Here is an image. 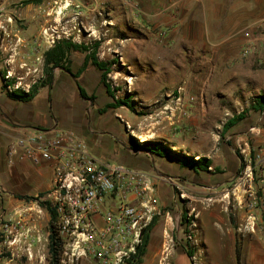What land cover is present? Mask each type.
I'll use <instances>...</instances> for the list:
<instances>
[{"label": "rangeland", "instance_id": "1", "mask_svg": "<svg viewBox=\"0 0 264 264\" xmlns=\"http://www.w3.org/2000/svg\"><path fill=\"white\" fill-rule=\"evenodd\" d=\"M170 3L155 1L151 5L157 12L163 8L161 13H164L176 9V4L168 5ZM149 5L150 2L145 0H0V90L7 92L4 75L11 70L10 83L30 90L34 85L39 86L37 90L48 98L50 113L58 120L59 128L77 129L78 124L73 119L82 113L75 97L65 100L62 96L61 100L52 91L54 85L55 89L59 87L60 75L65 70L54 67L47 73L45 54L64 39L96 48L99 59L108 63L107 82L114 92V97L110 95L113 102L127 98L130 104L116 107L119 109L115 123L121 121L123 124L108 129L110 133H101L97 126L103 122L96 118V114H87L86 121L97 131L95 136L98 138V141H90L91 150L95 156L114 164L155 174L159 181L160 213L151 231L147 252L139 264H242L239 254L245 250L257 247L264 250V144L257 142L264 141V109L252 108L257 97H251V91L249 97H243L242 91H238L237 98L221 96L218 99L191 92L186 99L185 95L178 98L179 91L184 89L175 88L187 86L186 82H168L163 89L151 90L145 77L151 69L156 70L157 75L190 76L197 70V65L188 50L191 45H184L187 49L181 50L183 42L177 41L170 33L174 25L183 20L180 6L174 11V21L165 24L147 18L144 7ZM252 20L234 17L233 24L236 23L237 27L245 23L249 25L254 22ZM260 22L254 31L257 39L240 46V57L254 60L256 74L264 73V18ZM186 24H190L188 19L181 23L182 27ZM150 37L154 39L152 43ZM246 48H251L247 55L244 53ZM87 53L86 50L70 52L74 69L82 65ZM150 57L159 61L163 58V64L160 61L153 67L145 65L144 61ZM203 61L198 59V65L206 64ZM77 72L72 70L73 75ZM59 73V79L55 81ZM50 75L51 81L48 80ZM203 75L207 76L204 72ZM74 77L73 82L78 84V78ZM85 82L94 89L88 97H98V86L103 82L95 83L89 79ZM166 87L171 89L170 95L165 91ZM88 97L86 108L89 101L94 102L93 106L96 103L95 98ZM194 103L199 110H192ZM217 103L221 109L226 107V114L216 112ZM205 108H210L211 112L204 111ZM240 113L243 118L224 130V124ZM128 115L135 117V121H129V124ZM192 117L209 123L193 126ZM198 133L217 141L213 154L224 158V162L210 158L212 166L208 171L181 168L176 154L154 157L147 149L135 152L130 149L132 137L141 144L158 140L188 142L196 141L193 137ZM183 144V147L173 149L197 158L205 156L191 153L192 148ZM247 166L253 174L242 184L238 183ZM250 185L253 196L244 191ZM41 193L29 194V199L21 198L22 194L10 190L0 177V264H50V217L46 210L40 211L37 204L36 199ZM252 201L255 207L249 212L248 203ZM185 213L187 218H184ZM250 213L254 214V220L249 219ZM10 216L20 221L15 229L14 242L7 241L3 233V223ZM249 221H254V228L248 225L252 223ZM78 264L98 263L83 258Z\"/></svg>", "mask_w": 264, "mask_h": 264}, {"label": "crops", "instance_id": "2", "mask_svg": "<svg viewBox=\"0 0 264 264\" xmlns=\"http://www.w3.org/2000/svg\"><path fill=\"white\" fill-rule=\"evenodd\" d=\"M155 1L160 3L173 2V4H176V9L177 6H180L179 11L183 13V16H180L183 17V20L178 24L175 23L176 25L170 30V33H172L173 38L177 41L183 42V44H181L182 46L180 45L183 47L181 50H184V45H191L188 50L191 51L193 62H196L197 70L190 76H184L172 74L170 72V74L167 73L164 75L160 73V75H157L154 72L156 70L151 69L147 76H145L148 78L147 84L151 90L157 87L163 89L164 84L168 82H186V84H188L185 87L184 85L175 86L177 90L184 89L183 91H179L178 98H183L185 95L187 99L188 93L191 92H201L204 98L215 99L221 98V96L237 98V96H239V94H237L238 91H242L243 97H249V91L252 92L250 94L251 97H258L264 94V73L256 74L254 60H244L240 57V46L245 42L257 39L254 35V31L262 24L260 21L264 18V0H145V2H150L149 6L144 7L147 18L152 20L158 19L159 23L166 24L174 21V11L177 10L174 9L171 10V12L167 11L161 13L163 8H160L161 11L157 12L153 5H151V3ZM171 3L168 5H172ZM176 16L178 15L175 14V17ZM234 17H242L245 19L253 18L254 20L252 21L254 22H251L249 25L245 23L243 26L237 27L236 23L233 24ZM185 19H188L190 24H186L182 27L181 23L185 22ZM249 26L253 27L248 28ZM178 30H180V32H178ZM178 34L180 37H178ZM153 41L154 39L150 37L149 42L152 43ZM185 49L187 48L185 47ZM198 59L204 60L203 63L206 64L198 65ZM160 61L161 64H163V58H160ZM160 61L159 59L150 57V59L144 61V64H149V67H153ZM82 65L77 69L72 67L73 72L79 71ZM203 72L206 73L207 76L203 75ZM62 74L63 75H60L59 73L55 80L57 81L60 75L59 80H61V83L59 87L55 89L54 83L52 91L54 90L61 100L63 97L65 100L67 97L68 100H70L71 97H75L82 113L81 116H77V119L75 117V119H73L71 117L72 115L70 116V119H73V122L78 124L77 129L72 127L63 129H72L81 134L90 146V141H98V138L95 136V132L97 131L86 121L88 113L90 115L96 114V118L103 122V125L100 122L97 126V129L102 130L100 131L101 133H110L108 129H112L119 123L123 124L121 121L115 123V120H117L116 115L118 114L117 110L119 108L112 107L102 112L105 105L113 102L105 85L101 83L98 86L99 91L97 94L99 96L95 97L96 103L94 106V102L89 101V105L86 108V97L80 95L78 84L73 82V78L75 79L73 73L63 71ZM101 77L102 70L99 68L97 69L92 62H89L86 68L79 74L77 80L82 86L84 85L83 87L87 94L90 95L94 89L88 87V83L85 82L86 79L99 83ZM165 89L167 94L170 95L171 89L167 87ZM7 93L8 92L0 90V177L5 182V185H7L10 190L14 191V193L22 194L23 196L29 194L36 195L47 191L52 185L53 169L51 163L44 161L42 164L36 165L29 160H17L11 165L6 159V145L11 137L22 133L26 128L31 126L59 128L58 120L52 117L49 110V100L40 95V90L37 91L35 96L29 101L14 99ZM177 103L179 102L177 101ZM218 104L219 103L215 104L218 106V111L216 112L226 114V107L221 109V105ZM191 108L192 110H199L195 103L191 105ZM206 109L208 113L209 111L211 112L210 108H205L204 111H206ZM68 118L69 117H66V119ZM129 121L134 122L135 117L128 115V122ZM191 122L193 126L196 127L206 126V124L209 123L207 121L205 123L198 119H194V117H192ZM111 124L112 126H110ZM193 138L197 140L195 141L193 139V141L188 142H164L172 148L180 145L183 147V143H185L189 148H192L191 153L193 154H203L209 158H217L221 162H224V158L223 160L219 158V154H213L214 146L217 141H213L211 138L200 133H198L197 137ZM257 142L264 144V141ZM130 149L134 152L137 150L133 149L131 146ZM153 155L154 157L159 156L156 154ZM157 182L159 183L158 179ZM239 259L242 260V264H264V250L262 247L249 248L242 254H239Z\"/></svg>", "mask_w": 264, "mask_h": 264}, {"label": "built area", "instance_id": "3", "mask_svg": "<svg viewBox=\"0 0 264 264\" xmlns=\"http://www.w3.org/2000/svg\"><path fill=\"white\" fill-rule=\"evenodd\" d=\"M244 50L247 55L251 48ZM12 76L11 70L4 75L7 92L30 91L10 83ZM5 154L11 165L17 160L51 163L52 185L36 200L50 220L51 213L42 203L49 201L56 211L54 225L62 245L60 264H78L83 258L98 264H129L137 255L145 229L160 213L157 176L95 156L87 140L72 129L31 126L11 137ZM252 174L247 166L238 183ZM244 191L254 195L251 185ZM248 206L251 212L255 203ZM254 217L250 213L249 219ZM249 222L254 228V221ZM19 223L11 216L4 221L7 241L14 242Z\"/></svg>", "mask_w": 264, "mask_h": 264}, {"label": "trees", "instance_id": "4", "mask_svg": "<svg viewBox=\"0 0 264 264\" xmlns=\"http://www.w3.org/2000/svg\"><path fill=\"white\" fill-rule=\"evenodd\" d=\"M97 46V45H96ZM72 50H86L88 53L85 56L83 66L80 68V70L75 73L74 75L76 77L79 76V74L86 68L89 62H92L95 66H97L100 70H102V77L101 81L106 86V90L109 95L114 97V92L111 87V85L107 82V76L109 72L108 63L106 61L100 60L97 56L96 48H90L83 43H76L70 39H64L60 42H58L53 48L49 49L45 54V68L47 73H50L54 67H62L65 71L72 73V61L69 58V54ZM49 81L52 80V76L50 75ZM39 86L34 85L30 91H24V90H16L12 92H8L7 94L14 98L19 99L22 101H29L31 100L35 94L37 93V89ZM80 95L82 97H88V94L85 90V88L78 83ZM90 99H94L95 96L91 95V97H88ZM129 105V100L126 99H117L115 102H110L102 109V111H105L109 107H120L122 105ZM252 108L255 110H263L264 109V94L259 95L255 101L252 103ZM243 114L240 113L239 115H235L232 118H230L225 124H224V130H228L231 126L235 125L240 119L243 118ZM132 147L134 149H147L153 154L159 155L161 157H170L175 156L177 163L181 168H187L191 169L195 172L200 171H208L210 166H212V160L208 156H197L187 154L184 152L176 151L171 146L166 144L164 141H148L146 144H141L139 141H137L134 137H132ZM44 192L40 194L42 196ZM21 198H30V196H19ZM43 206L48 209L51 213V220L49 222V229H50V235H49V252H50V264H59V258H60V251H61V242L58 237L57 231L55 229L54 220L56 217V211L52 209L50 206L49 201H44ZM184 218H187L186 213L184 214ZM158 219V216H154L152 219L150 225L145 229L144 235H143V242L138 247L137 255L133 257V259L129 260V264H139L143 261V258L147 252L148 246L150 244L151 240V231L153 227L156 224V221ZM189 254L192 256V251H189Z\"/></svg>", "mask_w": 264, "mask_h": 264}, {"label": "water", "instance_id": "5", "mask_svg": "<svg viewBox=\"0 0 264 264\" xmlns=\"http://www.w3.org/2000/svg\"><path fill=\"white\" fill-rule=\"evenodd\" d=\"M62 69H64V68H62ZM160 175H162V176H168V175L165 174V173H160Z\"/></svg>", "mask_w": 264, "mask_h": 264}]
</instances>
